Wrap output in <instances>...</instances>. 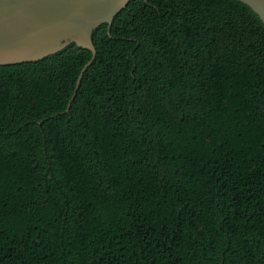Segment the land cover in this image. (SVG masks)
<instances>
[{
  "label": "trees",
  "instance_id": "trees-1",
  "mask_svg": "<svg viewBox=\"0 0 264 264\" xmlns=\"http://www.w3.org/2000/svg\"><path fill=\"white\" fill-rule=\"evenodd\" d=\"M0 65V264H264V21L130 0Z\"/></svg>",
  "mask_w": 264,
  "mask_h": 264
},
{
  "label": "water",
  "instance_id": "water-1",
  "mask_svg": "<svg viewBox=\"0 0 264 264\" xmlns=\"http://www.w3.org/2000/svg\"><path fill=\"white\" fill-rule=\"evenodd\" d=\"M130 0H0V65L35 61L74 42L89 49L92 58L82 68L67 110L71 108L83 76L97 50L92 32L108 23ZM264 21V0H240Z\"/></svg>",
  "mask_w": 264,
  "mask_h": 264
}]
</instances>
